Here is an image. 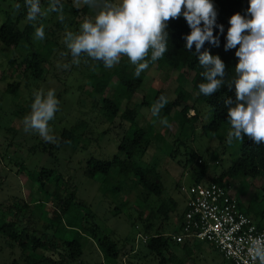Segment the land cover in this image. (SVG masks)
Masks as SVG:
<instances>
[{
  "label": "rangeland",
  "instance_id": "rangeland-1",
  "mask_svg": "<svg viewBox=\"0 0 264 264\" xmlns=\"http://www.w3.org/2000/svg\"><path fill=\"white\" fill-rule=\"evenodd\" d=\"M69 1L76 6V0ZM115 2L118 3L119 0ZM17 3L18 0H0V28L10 14L16 18L22 11L23 4H20L18 11L14 8ZM49 5V1L40 0L41 9L47 15L38 17L34 22L25 20L20 23L22 26L32 24L35 28L41 25L44 27L45 35L42 40L36 39L34 35V49L37 51H42L51 31L57 37L59 45L53 51L50 62L45 65V72L40 80L24 78V67L20 66V62L30 52L28 48L14 50L0 42V204L4 205L5 209L3 212L1 205L0 223H15L18 230L28 229L30 233L36 229L35 237L44 236L51 239L55 235L58 245L62 244L65 238L76 236L77 233L73 234L69 230H65L68 232L67 236L64 232L56 233L50 225L52 212L58 207V203L55 198L47 195V191L53 193L59 188V195H65L68 185L65 181H69L71 186L76 187L78 198L95 214L94 223L100 228L101 235L111 236L120 248L127 246L116 264H159L160 260L150 253L143 242L142 238L146 237L143 233L144 225L152 226V234L159 226L166 236L179 233L180 217L186 211L187 190L195 181L194 169L199 168L198 164L206 163L208 174L205 183H209L208 181L228 171L235 164L240 156L242 140L234 141L229 146L225 142L226 135L225 138H221L223 132L220 136H213L206 130L205 132L203 127L210 122V107L200 103L198 93L192 90L194 73H186L187 80L182 84L178 79L181 72L165 71L157 64L149 66L142 72L145 76L144 83L131 101L120 94L116 79L111 82L105 94L107 98L120 100L122 112L127 107L141 104L146 98L148 105L138 108V124L125 122L120 117L109 121L100 109L102 102L96 104L97 100L90 95L91 76L99 77L104 72L114 73L121 62L129 61L128 57L121 56L120 62L112 68L94 66L83 56L79 65L73 64L71 53L63 43L64 33L66 30L77 33L76 26H72L71 23L75 21L82 24L86 19H94L99 7L95 9L89 7L87 13L79 17L63 11L65 20L61 22L58 13L47 12ZM84 6L83 0H79L78 8ZM10 59L16 62L15 65L10 63ZM65 64L69 65L67 69L63 67ZM16 80L22 82L18 97L6 93L8 83ZM180 85L192 95V99L188 102L192 108L189 116H194L196 111L200 116L196 134L184 145L178 143L176 139L179 132L178 123L172 120L169 128L161 123L162 119H156L150 110L155 103V94L159 90L166 92L169 101H175ZM50 89L55 90V96L59 101V110L48 122L50 134L57 138L55 143L46 142L35 132H25L22 117L25 110L29 111L27 115L31 112L35 98L33 93L43 90L46 94ZM78 123L77 131L80 134L91 128L87 137L78 141L79 143L60 144L63 132ZM150 124H153V129L165 142L160 145L152 144L140 159V163L144 168L151 165L160 173L165 188L164 194L158 198L146 193L140 185L129 181L115 195L106 194L100 178L92 179L85 175L87 163L93 158L109 160L119 155L118 146L123 138L131 137L136 128H148ZM44 145L53 147L51 155L43 151ZM194 153L196 160L192 161ZM41 168L53 169L62 175L59 187L48 184L45 189L41 188L37 183ZM230 181L243 211L252 209L254 213L264 212L263 178L252 180L238 175ZM113 182L116 183V180L113 179ZM172 200L176 204V209L169 212L167 220L164 219L161 223L163 214L160 209L162 206L170 205ZM40 202L45 205L40 206L38 204ZM8 209H21L16 221L15 214L10 213ZM44 211L46 214L43 213ZM254 213L250 211V216L258 220ZM78 238L85 246V252L80 259L68 264L115 263L109 260L106 262L104 254L96 243L92 240L87 241L88 236L83 238L78 236ZM28 246L30 248L31 244L29 243ZM131 246L135 250L132 254ZM190 246L194 248L191 255H186L181 248L172 246L174 256L166 255L167 264H230L209 244L192 242ZM29 253L30 250L27 251V254ZM38 253L45 254L43 250ZM25 260V254L18 243L9 240L0 231V264H13V262L25 264Z\"/></svg>",
  "mask_w": 264,
  "mask_h": 264
},
{
  "label": "trees",
  "instance_id": "trees-1",
  "mask_svg": "<svg viewBox=\"0 0 264 264\" xmlns=\"http://www.w3.org/2000/svg\"><path fill=\"white\" fill-rule=\"evenodd\" d=\"M47 1L51 3V0ZM115 1L116 0H114V2ZM18 3L24 5V0H18ZM61 3L63 4V11L70 12L74 17L85 15L89 9L88 5H85L83 8H78L69 0L68 2L66 0H61ZM212 3L217 12L216 27L214 28V36L217 39V43L213 44L206 41L201 52L208 51L213 56L218 55L226 65V72L228 74L226 79H230L234 75V69L238 63L235 52L238 50L239 45H237L235 49L225 50L227 31L230 27L229 20L231 16L236 13L247 15L249 0H212ZM26 17L27 8L25 6H23L22 11H20L16 18L10 14L0 28V42L4 46L13 48L14 50L28 48L30 52L20 62V66L22 68L24 67V78L26 80H40L44 75L45 65L50 62L53 51L59 43L55 33L51 31L49 37L46 38V44L42 51L40 52L34 49L36 28L32 24H26L25 26L20 25V23L22 24L23 21L27 20ZM71 24L72 26H76L78 33L81 24L75 21ZM167 25L166 31L169 34L167 44L168 50L160 59L155 62H150L149 66L157 64L159 68L165 71L177 70L181 72L178 79L182 84L184 80H187L186 73H194L191 82L192 90L198 93V101L200 103H204L210 107V122L204 125V131H208L213 136H220L221 132H223L221 138H225V135H227V132L231 128L228 121L225 101L228 97H232L233 100H235V88L233 87V89L229 91L225 84L210 97L199 94L198 85L205 82L204 77L201 75L204 69L200 66L199 53H196L195 45H193L190 52L186 49L185 37L190 34L191 28L182 15L177 19L169 20ZM219 25H223V33L220 32ZM150 57L151 51H149V61ZM87 60L94 66L105 68L102 61H93L90 58H87ZM10 63L15 65L16 62L11 61ZM134 71L135 66H132L129 61H124L119 64L112 74L104 72L99 77L95 75L91 76L90 95L95 97L97 100L96 104L102 102L103 105L100 109L104 112L105 117L109 121H114L116 118L120 117L125 122H136L138 124L139 106L148 105L146 98H144L141 104L134 107H127V109L122 112L119 99L105 97L111 82L116 79L118 83L117 89L120 94L126 100L131 101L141 89L145 78L143 73H141L139 77H136ZM21 83L22 82L19 80L8 83L6 93L18 97L22 86ZM177 92L178 96L175 101H169L166 92L162 89L155 94L154 102H156L161 95L165 96L168 100V103L160 111L159 115H155V117L156 119H167L168 123L175 120L179 127L176 139L178 143L184 145L187 140L194 137L196 134L199 128L200 116L198 111H196L197 113H195L194 116H189V112L192 110L190 104H188L189 100L192 99L191 93L186 91L182 85H180ZM28 112V110H25L22 117L24 118ZM78 128L79 123L71 129L65 130L61 136V141H59L60 144L79 143L78 141H82L85 136L87 137L91 129H87L84 134H80L77 131ZM162 142H165V140L153 129V124H150L148 128L138 127L132 132L131 137H125L120 142L118 146L119 155L109 160H98L94 158L89 160L84 173L87 177L92 179L100 178L106 194L111 193L115 195L117 192L121 191L124 184L129 181L132 184L136 183L140 185L146 193L160 198L165 191L160 173L152 168L151 165L147 168L142 167L140 159L144 157L152 144L160 145ZM42 149L45 153L50 155L53 153V147L44 145ZM193 160H196L195 153L192 155V161ZM198 166L199 168L193 171V177L195 179L194 184L205 183L208 174V166L206 163L202 162L198 164ZM238 175L252 180L258 178L264 179V143L255 145L251 140L245 137L242 140L240 156L235 164L229 168L228 171L208 182H228V184H231L230 180H233V178ZM61 178H63L62 175L56 173L53 169L41 168L37 177V183H39L42 189H45L48 184H55V186H58ZM113 179L116 180V183L113 182ZM65 182L68 184L65 189V195H59V188L53 193L47 191V195L55 198L58 203V207H55L52 212L50 225L52 227L51 229L54 230V232L56 231V233L59 231L64 232L66 235L68 233L66 231L69 230L72 231L73 234L77 233L76 236L70 239L65 238L62 244L58 245L56 244L57 239L55 235H53L51 239L45 238L44 236L41 238L35 237L36 229H33L31 233L28 229L18 230L15 223L1 222L0 231L6 235V238L18 243L22 252L25 254V264H68L77 261L85 252V246L81 243L78 236L81 238L88 236L89 238L87 241L89 242V240H92L96 243L97 247L104 254L105 261L107 262L109 260L116 264L127 246L125 245L123 248H120L119 244L114 241L111 236L101 235L100 228L94 223L95 214L88 209L84 201L78 198L76 187L71 186L72 184L69 181ZM38 204H40V206L45 205L43 202ZM1 205L2 204H0V208ZM239 205L243 211L240 201ZM2 208L3 212H5L4 205H2ZM175 209L176 204L173 200L167 207L162 206L160 209L163 214L161 223L164 219L167 220L169 212ZM8 211L16 215H14L15 221L21 214V209H8ZM116 211H119V209H116ZM250 211L254 213L252 209H250ZM250 211L243 212L250 216ZM43 213L46 214L45 211ZM115 213L118 214L119 212ZM254 214L258 219L256 220L257 224L260 227H264V212ZM182 216L180 217V221ZM151 230V225H144L143 233L148 238L145 247L154 257L160 260L159 264L168 263L167 254L172 257L174 256L171 248L172 246L181 248L186 255L192 254L194 248H192L189 243L174 242L172 237L166 236L160 226L154 234H152ZM29 243L31 244L30 248L28 246ZM28 250H30L29 254H27ZM40 250H43L45 254L41 255L38 253ZM58 250H60V252H57ZM134 252V247L131 246L130 253L132 254ZM13 264L21 263L13 262Z\"/></svg>",
  "mask_w": 264,
  "mask_h": 264
},
{
  "label": "clouds",
  "instance_id": "clouds-1",
  "mask_svg": "<svg viewBox=\"0 0 264 264\" xmlns=\"http://www.w3.org/2000/svg\"><path fill=\"white\" fill-rule=\"evenodd\" d=\"M83 3L93 9L99 7V11L94 19L84 20L78 33L68 30L64 33L63 43L71 53L73 64L79 65L81 56H86L112 68L120 62L121 56H127L135 66L134 75L139 77L150 62L157 61L167 52V22L182 15L191 28L185 37L186 49L190 52L195 45L200 66L204 69L201 75L205 82L198 85L199 94L210 97L225 84L229 91L235 88V100L228 97L225 101L231 126L226 144L231 146L245 137L255 145L264 143V0H249L247 15L236 13L229 20L225 50L239 45L235 52L238 63L230 79H226V65L218 55L201 52L206 41L217 43L214 36L217 12L212 0H119L118 3L114 0H83ZM24 6L27 8L26 19L30 22L47 15L41 9L40 0H24ZM76 6H79V0H76ZM20 7L18 3L14 5L17 11ZM47 12H56L61 22L65 20L61 0H51ZM219 30L224 32L223 25H219ZM44 35V27H37L35 38L42 40ZM63 67L67 69L69 65ZM33 95L31 112L23 119L24 131L35 132L46 142L55 143L57 138L50 134L48 126L59 110L55 90L50 89L46 94L39 90ZM167 103V98L161 95L150 109L152 114L159 115ZM161 123L171 127L167 119ZM247 251L252 261L264 264V234L250 238Z\"/></svg>",
  "mask_w": 264,
  "mask_h": 264
},
{
  "label": "built area",
  "instance_id": "built-area-1",
  "mask_svg": "<svg viewBox=\"0 0 264 264\" xmlns=\"http://www.w3.org/2000/svg\"><path fill=\"white\" fill-rule=\"evenodd\" d=\"M187 195L180 232L170 236L174 242L209 244L230 264H259L247 249L250 238L264 234V227L241 210L231 184L196 183Z\"/></svg>",
  "mask_w": 264,
  "mask_h": 264
}]
</instances>
